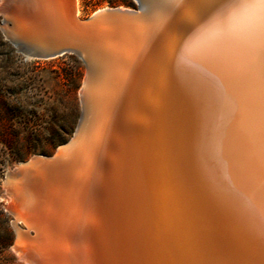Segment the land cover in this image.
Returning <instances> with one entry per match:
<instances>
[{
  "label": "bare ground",
  "instance_id": "obj_1",
  "mask_svg": "<svg viewBox=\"0 0 264 264\" xmlns=\"http://www.w3.org/2000/svg\"><path fill=\"white\" fill-rule=\"evenodd\" d=\"M16 1L49 50L93 38L78 0ZM173 1L95 37L103 52L84 86L104 93L90 110L97 142L68 182L75 264H264V0Z\"/></svg>",
  "mask_w": 264,
  "mask_h": 264
},
{
  "label": "rangeland",
  "instance_id": "obj_2",
  "mask_svg": "<svg viewBox=\"0 0 264 264\" xmlns=\"http://www.w3.org/2000/svg\"><path fill=\"white\" fill-rule=\"evenodd\" d=\"M17 4L0 0V264H31L24 254L35 250L41 251L44 261L52 263L53 257L60 264H75L66 256L65 224L73 205L68 182L78 178L97 142L98 128L90 110L104 93L84 86L91 73L86 63L90 59L77 49L53 58L49 49L32 41L38 35L19 24L22 9ZM77 8L84 21L109 8L138 10V4L78 0ZM75 39L57 38L55 45L68 47L77 43ZM113 78L107 74L104 80ZM85 91L92 97L84 104ZM85 110L89 118H84L77 141ZM73 140L75 146L63 155L60 148Z\"/></svg>",
  "mask_w": 264,
  "mask_h": 264
},
{
  "label": "water",
  "instance_id": "obj_3",
  "mask_svg": "<svg viewBox=\"0 0 264 264\" xmlns=\"http://www.w3.org/2000/svg\"><path fill=\"white\" fill-rule=\"evenodd\" d=\"M138 4V10H123L120 8H109L102 11L96 12L92 17L84 21L82 25V30L90 31L92 33L91 39H84V42L81 44L70 45L69 47L56 46L51 47L50 51H56L57 53L54 55L64 54L68 51H73V49H77V51L85 58L90 59V61H86L91 72H95L98 69V54H101L103 51V45H101L98 41V37H96L97 33L102 32L100 25L103 24H111L112 26L115 23H119L120 20H129L135 21L137 18H144L147 21H152L157 18V9L159 7L172 5L173 0H135ZM175 4V3H173ZM89 34V33H88ZM88 37V36H87ZM96 37V38H95ZM86 42V43H85ZM59 47V49H57ZM93 49H100L94 51ZM76 51V50H74ZM97 59V60H96ZM75 145V141H71L70 146Z\"/></svg>",
  "mask_w": 264,
  "mask_h": 264
}]
</instances>
